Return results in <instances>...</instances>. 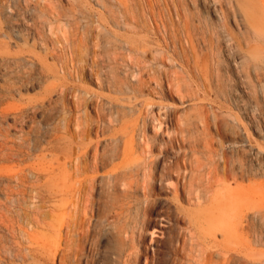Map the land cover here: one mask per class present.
Masks as SVG:
<instances>
[{"label": "rangeland", "instance_id": "rangeland-1", "mask_svg": "<svg viewBox=\"0 0 264 264\" xmlns=\"http://www.w3.org/2000/svg\"><path fill=\"white\" fill-rule=\"evenodd\" d=\"M221 7L226 9V0H186L185 6L178 0H0V264H81V146L64 159L42 151L44 138L37 137L39 132L57 133V128L64 133L63 119L68 118L64 135L81 144L82 112L71 99L81 94V85L118 98L133 108L132 117L142 114L134 145L139 152L150 147L162 206L169 205L176 186L182 206L193 209L182 187L203 193L207 177L213 187L224 177L231 191L245 195L229 221L227 264H264V103L256 113L244 111L235 101L240 88L220 96L213 81L207 89L204 74L206 66L211 70L216 63L215 56L207 44H191L183 28L184 14H192L195 25H212L225 34L212 14L215 10L220 16ZM230 28L236 35L233 23ZM223 61V79L237 82L233 62L240 63L239 58L223 56ZM81 66L109 77L115 73L128 86L139 71L150 82L138 93L124 87L115 94L99 88L95 76L81 75ZM62 77L71 86L66 110L58 91L46 93L58 90ZM43 101H49L47 109L40 107ZM30 102L39 106L34 110ZM196 103L210 122L205 131L189 107ZM12 105L23 107V118ZM165 111L169 119L162 118L159 126L152 114ZM86 114L93 125L104 124L91 108ZM105 136H93V141ZM53 158L59 164L63 159L64 167ZM164 217L154 218L155 233L144 241L149 256L156 248L169 251L171 233L180 230L188 236L186 218L170 232ZM189 254L185 244L174 257L186 264ZM216 260L213 253L212 264Z\"/></svg>", "mask_w": 264, "mask_h": 264}, {"label": "bare ground", "instance_id": "bare-ground-1", "mask_svg": "<svg viewBox=\"0 0 264 264\" xmlns=\"http://www.w3.org/2000/svg\"><path fill=\"white\" fill-rule=\"evenodd\" d=\"M178 1L181 6H185L186 0ZM226 2V9L220 8V16L215 10L212 13L221 21L225 34L212 25H207L205 29L200 28L198 23L195 25L192 14H184V33L191 44L195 40L207 44L215 56L216 63L211 70L206 66L204 74L207 89L211 88L215 81L216 92L220 96H226L231 95L232 91L237 92L238 87L240 91L238 95L235 93V101L244 111L256 113L260 110L261 101L264 103V0H226ZM205 21L207 23L208 19L206 18ZM231 23L237 29L236 35L230 28ZM223 56L232 61L239 58L240 63L233 62L238 76L237 82L223 79L220 73L224 62ZM49 69L52 70L51 66ZM84 71L87 72L86 68L81 66V75ZM87 73L96 77L99 88H106L115 94H122L124 87L133 94L138 93L150 82L142 79L141 71L137 74L133 86H128L118 79L115 73L110 77L99 72L98 69L88 70ZM155 83L156 87L162 90V84L158 80ZM70 88V84L62 77L60 88L48 89L46 93L49 96L58 91L63 110H66L65 102L69 100ZM96 91L81 85L79 89L81 94L76 95L75 99L71 98L73 108L81 109L82 112L81 144L73 143L64 135L69 127L68 118L63 119L64 133L60 134L57 128V133L46 131L37 135L39 138H44L43 143H39L42 151L63 154L64 159L69 158L68 154L73 147L81 146V264H178L174 256L185 244L189 245L190 252L186 264H212L213 253L217 259L213 264H227L225 244L229 221L246 196L240 191H231L229 185L225 184L224 177H221L216 187L212 186L211 178L207 177L203 193L191 186L182 187L187 197L186 203L193 206V209H185L182 206L176 186H172L174 194L172 199L167 200L169 205L162 206L160 193L156 189L159 173L155 162L150 159V147L147 146L146 150L139 152L134 145L135 132L139 128V121L143 118L142 114L132 117V107L121 103L116 97ZM6 105L8 106L9 102ZM37 106L39 105L31 104L34 110ZM47 106H50L49 101H43L40 105L45 109ZM189 107L195 110L194 117L201 121L203 130H207L210 122L200 104L196 103ZM87 108H91L104 124L93 125L92 119L86 114ZM15 110L14 112L18 110L19 117L23 118V107L19 106ZM254 113L253 118H255ZM162 118L169 119V114L167 115L166 111L162 115L152 114L153 121L158 122L159 126L164 124ZM213 118L215 120L218 117L213 114ZM244 130L243 134L248 135V129L244 128ZM105 134L103 139L93 141V136ZM37 140L38 138L33 140L34 144L39 142ZM145 143L149 144L150 140L145 139ZM146 153L149 157H146ZM53 156L55 158V155ZM221 158L225 167L227 161L224 157ZM61 160V164L64 163V160ZM54 162L59 164L60 161L56 159ZM56 167L55 170L59 166ZM232 177L237 179L234 174ZM161 215L165 216L167 229L170 232L177 230L178 224L186 218L189 233L186 237L185 233L178 230L177 240L175 234L171 233L167 242L169 251L163 253L156 248L152 256H149L144 241L147 235L150 237L154 235L157 225L154 218ZM158 241L161 242L160 247H163L162 240ZM159 255L168 258L162 260Z\"/></svg>", "mask_w": 264, "mask_h": 264}]
</instances>
